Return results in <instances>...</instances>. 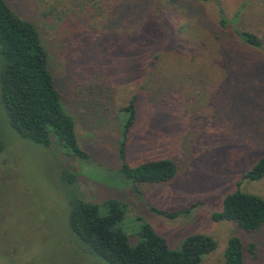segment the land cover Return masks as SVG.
<instances>
[{
  "label": "rangeland",
  "instance_id": "1",
  "mask_svg": "<svg viewBox=\"0 0 264 264\" xmlns=\"http://www.w3.org/2000/svg\"><path fill=\"white\" fill-rule=\"evenodd\" d=\"M13 1L44 37L62 104L88 157H76L55 138L43 145L21 136L10 125L0 90V264H108L71 230L72 196L100 206L108 199L123 202L120 226L132 244L141 222L172 249L202 233L217 242L202 263L222 264L227 240L236 235L244 264H264V227L247 232L212 217L237 187L264 197V176L243 178L264 156V50L244 45L235 34L238 25L264 40V0H127L112 19L96 13L84 18L86 37L74 17L50 16L52 6L70 13L67 0ZM220 7L229 21L223 33L216 22ZM156 9L171 33L155 18ZM127 12L134 20L124 18ZM156 51L161 57L148 70ZM151 84L155 103L165 108L158 113L142 98ZM137 93L139 120L127 135L124 161L135 167L173 158L176 173L166 181L133 182L120 173L122 108ZM154 207L184 212L168 218Z\"/></svg>",
  "mask_w": 264,
  "mask_h": 264
},
{
  "label": "trees",
  "instance_id": "2",
  "mask_svg": "<svg viewBox=\"0 0 264 264\" xmlns=\"http://www.w3.org/2000/svg\"><path fill=\"white\" fill-rule=\"evenodd\" d=\"M126 1L67 0L64 4L65 7L68 5L70 13H65L66 10L63 9L57 11L56 7L52 6L50 16L59 19L74 17L75 22L81 24L79 25L80 32L86 37V30L82 26L84 18L96 13L107 15L105 20L112 19L121 11ZM169 1L183 5L188 3L183 0ZM14 4L13 0H0V57L2 61L0 90L10 125L21 136L34 143L49 145L52 138H55L76 157L87 158L88 154L80 146L76 136L74 118L62 104L61 93L51 72L50 55L44 37L32 21L20 16ZM245 5L243 4L234 15L235 23L239 20V15ZM104 9H107V12ZM154 15L166 31L171 33L164 14L156 9ZM124 18L134 20V15L127 12ZM192 18L199 24V18L195 16ZM216 22L221 33L229 27V21L221 7ZM235 34L244 45L264 50L263 38L253 31L237 25ZM234 43L229 42L230 45ZM178 46L185 47L182 43ZM234 48L236 49V46ZM160 57V51L152 54L147 63L148 70L153 60ZM148 73L150 75V71ZM155 89L156 85L151 84L146 90L144 89L142 98L154 103L152 107L158 113L165 108L161 106L162 104L155 103L154 100L157 97ZM140 99L141 94L137 93L122 108L125 119L123 138L119 147V156L122 159L120 173L125 179L133 182L166 181L176 173L177 165L173 158L150 160L135 167L124 161L123 149L127 135L135 122L139 120L140 104L138 101ZM2 149L0 142V153ZM263 176L264 156L260 157L243 174V178L251 181L259 180ZM74 178L75 176L68 175L67 180L73 182ZM69 204L68 224L71 230L90 252L104 259L108 264H203L202 256L212 252L217 245L212 237L195 233L186 236L179 249H172L168 246L166 238L146 222L139 224L137 241L132 244L120 226L125 213V204L120 200L108 199L102 202L101 206L105 211L101 210L99 204L79 196H72ZM152 211L168 218H175L183 213L184 209L164 211L154 207ZM212 217L215 220L233 221L247 232L259 231L264 227V197L237 187L224 195L221 210L214 212ZM253 248L252 243L250 249ZM222 264H244V245L239 236L231 235L228 238L223 251Z\"/></svg>",
  "mask_w": 264,
  "mask_h": 264
}]
</instances>
